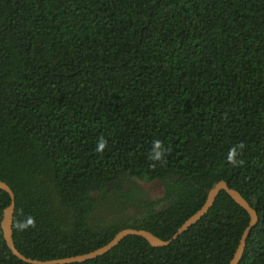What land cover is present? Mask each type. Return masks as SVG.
Instances as JSON below:
<instances>
[{
    "label": "trees",
    "instance_id": "16d2710c",
    "mask_svg": "<svg viewBox=\"0 0 264 264\" xmlns=\"http://www.w3.org/2000/svg\"><path fill=\"white\" fill-rule=\"evenodd\" d=\"M0 181L38 261L127 228L169 240L224 181L259 219L239 264H264V0H0ZM248 223L221 192L168 247L128 236L76 264H228ZM0 264H27L1 227Z\"/></svg>",
    "mask_w": 264,
    "mask_h": 264
},
{
    "label": "water",
    "instance_id": "95a60500",
    "mask_svg": "<svg viewBox=\"0 0 264 264\" xmlns=\"http://www.w3.org/2000/svg\"><path fill=\"white\" fill-rule=\"evenodd\" d=\"M0 190L4 191L9 199V205L3 210L2 219L0 222V227L2 231L3 240L7 246V248L10 250L13 256L18 258L24 263L27 264H76V263H83L89 260H93L95 258H98L102 255L107 254L109 251H111L113 248H115L123 239H125L128 236H138L144 239L146 242H148L152 247L155 248H165L168 247L173 241L178 239L183 233H185L189 228L194 226L212 207L214 204L216 198L221 192L226 193L232 201H234L238 206H240L249 216V223L248 226L243 231L240 240L238 242V245L236 247V250L228 264H239L243 252L246 247L247 240L251 234V231L258 223V215L256 210H254L250 204L242 197V195L237 191L228 186V184L224 181H219L214 185L213 188H211L208 193L207 197L205 199L204 204L201 206V208L196 211L192 216H190L173 234V236L169 240H162L159 237L155 236L149 231L146 230H136V229H123L119 231L111 241H109L106 245L91 251L89 253L66 257V258H60V259H53V260H47V261H38V260H32L29 258H26L23 256L15 247L14 241H13V232H12V224H13V215H14V209H15V198L12 190L10 187L0 181Z\"/></svg>",
    "mask_w": 264,
    "mask_h": 264
},
{
    "label": "rangeland",
    "instance_id": "374dc122",
    "mask_svg": "<svg viewBox=\"0 0 264 264\" xmlns=\"http://www.w3.org/2000/svg\"><path fill=\"white\" fill-rule=\"evenodd\" d=\"M135 185L139 191L144 193V196L148 200H155L159 199L164 194V187L161 182L159 181H152V182H135ZM135 210L131 205H126L125 207H119L112 212H103L99 213L101 216H105L107 219H122L124 217L133 216L135 214ZM98 214V215H99Z\"/></svg>",
    "mask_w": 264,
    "mask_h": 264
},
{
    "label": "clouds",
    "instance_id": "9594fccd",
    "mask_svg": "<svg viewBox=\"0 0 264 264\" xmlns=\"http://www.w3.org/2000/svg\"><path fill=\"white\" fill-rule=\"evenodd\" d=\"M100 148H103L104 147V142L103 141H101L100 142ZM157 147H159V145L157 144ZM159 157H160V152L159 151H157L156 153H155V159H159Z\"/></svg>",
    "mask_w": 264,
    "mask_h": 264
}]
</instances>
